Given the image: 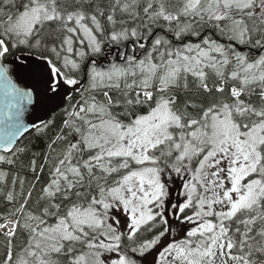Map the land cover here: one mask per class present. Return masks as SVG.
<instances>
[{
	"label": "snow or ice",
	"instance_id": "snow-or-ice-1",
	"mask_svg": "<svg viewBox=\"0 0 264 264\" xmlns=\"http://www.w3.org/2000/svg\"><path fill=\"white\" fill-rule=\"evenodd\" d=\"M0 264H264V0H0Z\"/></svg>",
	"mask_w": 264,
	"mask_h": 264
}]
</instances>
